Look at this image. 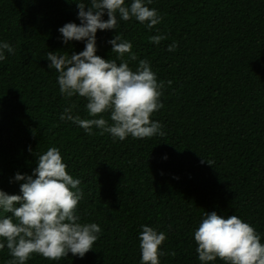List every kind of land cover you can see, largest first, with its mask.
I'll use <instances>...</instances> for the list:
<instances>
[{
    "label": "trees",
    "instance_id": "trees-1",
    "mask_svg": "<svg viewBox=\"0 0 264 264\" xmlns=\"http://www.w3.org/2000/svg\"><path fill=\"white\" fill-rule=\"evenodd\" d=\"M80 2L87 10L90 0H0V43L15 50L0 61V190L20 195L16 174L31 176L38 156L56 147L81 181L80 222L102 230L83 258L34 253L26 264H141L142 225L166 234L160 264H202L194 231L205 212L238 216L264 244V0H145L162 17L152 29L117 14L116 29L98 30L96 55L120 63L108 43L120 34L137 57L123 56L129 67L147 60L164 82L163 108L150 117L164 135L123 141L60 120L73 104L74 116L93 118L86 98L60 93L47 60L49 51L84 50V41L66 45L58 31L80 23ZM153 35L167 39L154 44ZM102 116L112 123L108 112ZM0 242V264H8Z\"/></svg>",
    "mask_w": 264,
    "mask_h": 264
},
{
    "label": "clouds",
    "instance_id": "clouds-1",
    "mask_svg": "<svg viewBox=\"0 0 264 264\" xmlns=\"http://www.w3.org/2000/svg\"><path fill=\"white\" fill-rule=\"evenodd\" d=\"M152 0H147L151 4ZM79 24L69 22L59 28L63 43L84 41V50L71 55H57L49 51L48 68L55 69L58 75L59 91L66 97L86 98L89 119L73 115L71 105L64 109L60 120H68L92 135L93 127L101 129L100 134L109 133L123 141L132 138L163 136L162 125L150 119L152 114L163 108L160 100L164 82H158L147 60H140L133 71L122 58L131 54L132 44L123 40L120 34L108 41L116 60H105L96 55L97 31L117 28L118 16L123 21L133 17L148 29L161 23L162 17L156 9L149 8L145 0H90L76 3ZM105 13L108 19H103ZM118 14V16H117ZM167 37L153 35L151 43L159 44ZM175 42L168 47L174 51ZM4 50L14 53L8 43H0V61L5 59ZM131 59L137 57L131 54ZM171 84V81H168ZM110 114L111 124L102 114ZM100 118H95V117ZM29 148V152H31ZM210 164V163H209ZM58 148L50 147L38 156L37 167L31 176L16 174L20 185V195H9L0 190V210L10 216L0 217V238L12 259L8 264H26L32 254L58 261L73 256L83 258L92 250L98 240L101 228L96 223H81L76 209L84 193L66 171ZM15 221V222H14ZM139 247L141 264H160L159 257L167 253L160 247L166 240L164 232L153 227L141 226ZM196 251L202 264L219 258L223 264H264V244L253 226L236 215L226 218L216 212H205L204 218L194 231ZM5 247L0 242V249ZM175 255V252L171 253Z\"/></svg>",
    "mask_w": 264,
    "mask_h": 264
}]
</instances>
